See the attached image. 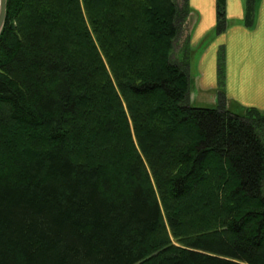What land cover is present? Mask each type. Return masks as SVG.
<instances>
[{"label": "trees", "instance_id": "trees-1", "mask_svg": "<svg viewBox=\"0 0 264 264\" xmlns=\"http://www.w3.org/2000/svg\"><path fill=\"white\" fill-rule=\"evenodd\" d=\"M176 1L7 0L0 264H264V111L189 105Z\"/></svg>", "mask_w": 264, "mask_h": 264}, {"label": "crops", "instance_id": "crops-1", "mask_svg": "<svg viewBox=\"0 0 264 264\" xmlns=\"http://www.w3.org/2000/svg\"><path fill=\"white\" fill-rule=\"evenodd\" d=\"M191 10L188 29V103L214 109L218 94L225 97L226 109L241 116L247 108L264 111V0H255L251 26L244 23L245 0H225V32L216 35L215 0H187ZM184 39L182 40V42ZM180 41V46L182 45ZM223 51L224 80L217 85V55ZM194 54L192 55V52ZM177 62L183 52L175 54Z\"/></svg>", "mask_w": 264, "mask_h": 264}, {"label": "water", "instance_id": "water-1", "mask_svg": "<svg viewBox=\"0 0 264 264\" xmlns=\"http://www.w3.org/2000/svg\"><path fill=\"white\" fill-rule=\"evenodd\" d=\"M6 3L7 0H0V32L4 25V20L6 15Z\"/></svg>", "mask_w": 264, "mask_h": 264}, {"label": "rangeland", "instance_id": "rangeland-1", "mask_svg": "<svg viewBox=\"0 0 264 264\" xmlns=\"http://www.w3.org/2000/svg\"><path fill=\"white\" fill-rule=\"evenodd\" d=\"M183 0H177L176 3H177V6L178 8H180V6L182 5V2ZM188 3V2H187ZM180 50V41L177 42L174 46V56L175 54H177V52ZM194 54V51L192 52V55Z\"/></svg>", "mask_w": 264, "mask_h": 264}]
</instances>
